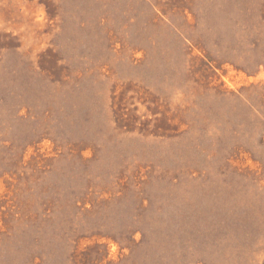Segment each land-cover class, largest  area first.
Here are the masks:
<instances>
[{"label": "rangeland", "instance_id": "374dc122", "mask_svg": "<svg viewBox=\"0 0 264 264\" xmlns=\"http://www.w3.org/2000/svg\"><path fill=\"white\" fill-rule=\"evenodd\" d=\"M0 264H264V0H0Z\"/></svg>", "mask_w": 264, "mask_h": 264}]
</instances>
